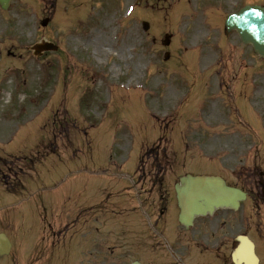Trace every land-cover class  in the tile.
<instances>
[{"label": "rangeland", "instance_id": "374dc122", "mask_svg": "<svg viewBox=\"0 0 264 264\" xmlns=\"http://www.w3.org/2000/svg\"><path fill=\"white\" fill-rule=\"evenodd\" d=\"M53 2L0 13V231L12 243L0 264H146L152 162L172 171L171 200L185 171L264 176V59L222 26L264 0ZM44 37L57 52L33 56ZM252 205L248 233L264 250Z\"/></svg>", "mask_w": 264, "mask_h": 264}, {"label": "flooded vegetation", "instance_id": "af4514ba", "mask_svg": "<svg viewBox=\"0 0 264 264\" xmlns=\"http://www.w3.org/2000/svg\"><path fill=\"white\" fill-rule=\"evenodd\" d=\"M169 172L171 170L154 168L144 179L147 181L148 178L151 184L150 192L154 193L146 230L148 264H235L232 253L237 244L236 228L239 227L241 233L248 232L251 217L250 202L253 204L254 216L260 215L262 221L264 220V209L259 214L261 206L264 207V202L261 199L256 200L249 188L252 179L244 176V182L240 185V189L247 194L246 200L250 202H244V200L237 210L220 208L211 215L197 216L190 226H185L179 223L178 213H176L175 222L167 221L165 181ZM253 195L259 196L257 193ZM244 205L247 206L244 207ZM239 209L243 210V214L241 221L238 219L236 221L235 212ZM261 225L260 227L264 228V225ZM133 234L138 236L137 228ZM258 264H264V253L258 254Z\"/></svg>", "mask_w": 264, "mask_h": 264}, {"label": "water", "instance_id": "95a60500", "mask_svg": "<svg viewBox=\"0 0 264 264\" xmlns=\"http://www.w3.org/2000/svg\"><path fill=\"white\" fill-rule=\"evenodd\" d=\"M8 0H0L5 7ZM45 23V22H44ZM144 28L147 24L144 23ZM226 30H236L243 43L252 45L255 53L264 56V6L246 5L240 10L229 13L225 20ZM37 47L50 48L51 44L44 43ZM182 187L176 185L178 203L181 209L180 218L192 217L194 214L210 212L216 206L229 205L232 198L241 197L243 193L239 190L227 187L218 177H200L186 175L180 179ZM10 243L4 234H0V254L8 253ZM246 249L249 257L255 260L252 244L246 239L241 240L236 250V256L242 249ZM131 264H139L133 262Z\"/></svg>", "mask_w": 264, "mask_h": 264}, {"label": "bare ground", "instance_id": "6f19581e", "mask_svg": "<svg viewBox=\"0 0 264 264\" xmlns=\"http://www.w3.org/2000/svg\"><path fill=\"white\" fill-rule=\"evenodd\" d=\"M201 21V16L198 14V15H196V17H195V22L197 23V24H199V22ZM98 52H99V50L98 49H96ZM104 50H106V49H104ZM118 55H120V54H118ZM207 59H208V57L207 56H204V57H202V60L205 62V61H207ZM258 92V91H257ZM246 249H242L241 251V256H243V259H245V261L247 262V264H252V260H250V258L248 257V258H246V256H248V254H247V251H245Z\"/></svg>", "mask_w": 264, "mask_h": 264}]
</instances>
